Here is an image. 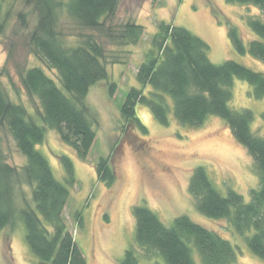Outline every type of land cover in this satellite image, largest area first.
Here are the masks:
<instances>
[{
	"label": "trees",
	"instance_id": "obj_1",
	"mask_svg": "<svg viewBox=\"0 0 264 264\" xmlns=\"http://www.w3.org/2000/svg\"><path fill=\"white\" fill-rule=\"evenodd\" d=\"M22 1L37 16L29 37L31 50L57 72L62 87L41 66L22 71L25 91L31 99L40 101L31 113L25 104L13 101L0 85V229L13 227L17 219L22 220L27 244L41 264H88L64 215L70 186L76 182L74 162L68 155L60 156L65 171L63 182L54 175L48 158L37 146L52 129L80 158H86L96 139L86 98L94 84L108 79L109 59L105 47L93 34H79L78 44H67L65 34L58 29L60 10L66 7L82 27L118 45L138 43L145 28L135 21L118 26L108 23L115 17L120 0ZM227 1L256 5L264 10V0ZM5 3L6 0H0V35L6 31L11 14ZM18 17L26 26V13L20 11ZM247 23L258 38L245 42L240 28L230 21L229 39L238 53L264 62V21L248 16ZM209 49V43L191 30L162 20L152 37L151 48L138 67L140 87L129 89L122 113L141 127L144 125L137 117L138 104L147 105L163 125L169 124L170 113L180 123L190 126H200L212 115L226 121L237 141L253 158L260 177L258 188L251 189L249 201L232 188L224 194L205 167L197 166L190 177L189 190L201 214L227 220L231 230L240 234L250 250L264 260V137L251 129L252 110L230 107L234 78L251 84L253 96L260 99L264 97V73L233 59L214 63L208 55ZM112 58L113 63L121 62L116 55ZM6 70L5 67L3 71ZM3 131L11 135L26 159L21 168L6 160ZM96 171L101 182L111 185L115 181L110 157H100ZM22 182L31 186L32 200H25L19 207L16 197ZM133 213L136 245L149 264H198L196 253L202 264H239L236 246L224 231L210 229L188 214L178 215L167 226L147 205H135ZM76 216L82 225L80 212ZM119 264H141L137 248H128Z\"/></svg>",
	"mask_w": 264,
	"mask_h": 264
},
{
	"label": "rangeland",
	"instance_id": "obj_2",
	"mask_svg": "<svg viewBox=\"0 0 264 264\" xmlns=\"http://www.w3.org/2000/svg\"><path fill=\"white\" fill-rule=\"evenodd\" d=\"M5 5L11 14L6 31L0 35V85L13 101L25 104L33 113L40 101L28 96L21 72L41 66L59 86L61 82L57 72L31 50L29 37L37 23L35 12L22 0H6ZM20 11L27 15L26 26L19 20ZM248 16L264 21V10L227 0H120L115 17L108 23L118 26L135 21L145 28L138 43L123 46L82 27L66 7L61 8L58 29L65 34L67 44H78L79 34H93L105 47L109 59L108 79L94 84L86 98L96 129V139L86 158H80L52 129L37 146L48 158L54 175L63 182L65 171L60 156L68 155L74 162L76 182L70 186L64 215L88 264H119L125 251L132 247L141 255V264H149L135 241L133 207L137 204L149 206L167 226H171L178 215L188 214L210 229L224 231L236 246L239 264H264L245 239L231 230L227 220L201 214L189 190L190 177L197 166L205 167L224 194L232 188L249 201L251 189L258 188L260 177L253 158L237 141L226 121L212 115L204 124L190 126L180 123L170 113L169 124L163 125L147 105L138 104L137 117L144 125L141 127L136 121H128L122 113L129 89L140 87L138 67L151 48L152 37L162 20L184 26L206 40L210 45L208 55L214 63L233 59L264 73V62L238 53L228 36L231 21L240 28L245 42L258 38L248 26ZM113 55L121 62L113 63ZM232 89L230 107L252 110L251 129L264 137V97L255 98L252 85L237 77ZM168 102L172 105L170 98ZM2 146L7 162L19 168L25 164V157L6 131L2 132ZM102 156L110 157L116 174L111 185L101 182L97 176L96 164ZM31 190L25 182L18 186L19 207L25 200H32ZM77 212L82 217V225L78 223ZM195 256L198 264H202L199 255ZM0 264H41L27 244L22 220L17 219L13 227L0 229Z\"/></svg>",
	"mask_w": 264,
	"mask_h": 264
}]
</instances>
